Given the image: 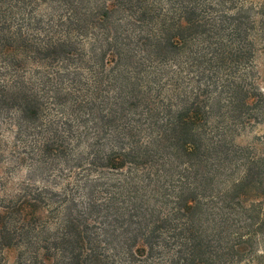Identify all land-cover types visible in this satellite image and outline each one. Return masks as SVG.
Wrapping results in <instances>:
<instances>
[{
    "label": "trees",
    "instance_id": "16d2710c",
    "mask_svg": "<svg viewBox=\"0 0 264 264\" xmlns=\"http://www.w3.org/2000/svg\"><path fill=\"white\" fill-rule=\"evenodd\" d=\"M48 1L0 0V9L10 11L15 6L32 3L47 5ZM76 1L51 0L53 11L64 9L67 13L57 14L53 23L57 30L67 24L65 32L45 42L30 41L28 49L22 45L21 54H30L23 61L41 63L42 72L38 74L43 76L44 86L50 87L38 94L22 83L8 96L2 94L3 99L7 98L4 102L8 104L6 108L18 116V132L25 138L24 147L32 153L38 165L44 164L48 157L52 161L58 160L72 152L68 151L72 142L70 136L74 129L81 127L82 120L85 124L83 132L92 134L94 139L89 145L90 151H87L89 157L94 160L102 158L98 148L112 144L110 134L117 126L114 127L113 114L97 116L99 99H95V95L106 92L105 89L115 90L114 99L119 100L115 103L118 102L120 114H123L125 104L129 106L125 102L128 95H122L123 84L117 82L116 74H123L126 69V77L142 74L145 56L159 67L175 69V58L199 42L206 48L212 47L208 59L219 63L218 68L228 63L233 71L250 58L247 54L251 52L252 39L248 31L264 38V17L251 21L250 25L247 21L250 22V17L240 15L241 10L234 14L228 13L229 9L221 11L222 4L228 0H99L89 11L88 23L91 25L81 18L83 9ZM154 6L158 12L152 10ZM211 11L217 12L218 17L207 16ZM134 13L138 16L132 17ZM8 15L13 17L11 11ZM9 17L4 18L6 23ZM93 25L99 29L95 36L88 32ZM16 32L18 41L26 43L22 32ZM1 38H5L4 35L0 37L1 45L11 50V45L7 46L6 40ZM138 50L146 55H140ZM201 59L202 63L205 62L204 58ZM179 69L182 71L181 67ZM234 72L231 77L223 79L213 77L216 78L213 89L195 75L191 79L196 84L195 93L192 98L184 100L181 111H172L169 103L154 115L153 125L160 126L154 139H159V144L167 143L164 147L166 154L178 150L175 154L179 153V157H192L193 161L184 162L188 173L195 165L203 170V164L205 168L208 161L213 165L233 155L239 159L237 151L232 152L224 141L209 142L204 135V123L212 108H229L230 117L234 119L244 114L243 109H264V94L248 92L243 75L236 77ZM84 75L92 79L90 84L84 80ZM165 75L166 86L170 81L176 89L183 90L178 77L168 79ZM154 78L159 81L156 75ZM3 91L4 87L0 88V92ZM143 92L150 99L154 96L149 86L143 87ZM224 93L229 94V105L226 106L220 103ZM257 97L261 98L260 101ZM45 109H53L58 115L49 118L47 124L39 120ZM146 112L152 113L150 109ZM163 118L165 120L160 121ZM75 138L81 143L80 135ZM102 139L106 140L104 144L100 142ZM210 150L213 159L204 156ZM165 155H160V160L154 164L158 165ZM145 156L148 154L143 155L131 147L113 145L103 156V167L122 171L128 164H136L138 158ZM263 161L258 153L242 160V174L226 192L221 210L225 206H239L245 213L250 204L255 205L264 198ZM214 177L206 181L210 189ZM142 184L141 191H134L133 198L120 203L115 199L116 206L112 207L114 197L110 196L102 202L89 198L83 208L79 206V199L68 193L60 200L56 189L47 185H35L34 189L27 187L17 203L0 210V248L20 246L39 264H264V253L258 255L255 248L249 250L257 245V233L264 238V217L261 218L258 212L250 223L257 233L233 234L231 228L236 220L226 215L208 217L203 209L205 205L197 195L181 197L178 204L170 201L173 209L164 213L160 204H152L151 199L144 197L145 186ZM155 192L159 194V191ZM246 204L248 208L244 207Z\"/></svg>",
    "mask_w": 264,
    "mask_h": 264
},
{
    "label": "rangeland",
    "instance_id": "374dc122",
    "mask_svg": "<svg viewBox=\"0 0 264 264\" xmlns=\"http://www.w3.org/2000/svg\"><path fill=\"white\" fill-rule=\"evenodd\" d=\"M96 1L99 0L76 1L78 6L83 9V17L81 18L86 21V24H90L88 23L91 17L89 11L95 6ZM51 3V0H49L47 5L32 3L27 6H15L10 10L13 17H9L10 11L0 9V37L4 35L5 38L1 39L6 40L7 46L11 45V50H6L0 43V88L4 87L3 93L0 92V210L17 203L20 194L27 187L34 189L35 185H47L55 188L61 196L59 197L60 200L66 197L65 193L73 195V197L79 199L80 208H83L86 207L89 198H96L98 199L97 201L102 202L110 196L114 197L112 207L116 206L115 199L119 200L120 203L126 198H133L134 191H141V184L143 183L142 185L145 186L143 188L144 197L151 199L152 204L155 202L160 204L162 206L161 209L165 211L164 213L173 209V202L170 203V201H177L176 203L178 204L182 200L180 199L181 197L186 198L197 195L205 205L203 209H205L208 217L211 218V215H216L215 218H218L221 215H226L228 217L232 216L236 220L231 228L232 232H234L233 234L245 235L256 232L255 228L250 226V223L253 221L252 218L255 220L256 212L261 215V218L264 217V198H260L257 203L255 202V205L250 204L249 209L245 213L239 206H225L223 210L220 207L233 181L239 179L242 174V160L254 153H258L264 160V109L251 108L245 111L246 108L243 109L244 114L239 119H234L230 117L231 111L229 108H212L207 121L204 123V135L209 142L210 140L224 141L227 145L226 147L230 148L232 152L237 151L239 159L233 158V155L213 165L208 161L209 163H206L205 168L203 164V170L195 165L191 173L185 170L184 162L193 161L192 157L183 156L181 158L179 153L178 155L175 154L178 150L166 154L168 152L164 151V147L167 146V143L159 144L160 140L156 141L154 139L160 126L153 125V119L156 112L169 103L172 104V111L178 112L182 110L184 100L192 98L195 93L196 84L191 80L195 75L213 89L212 83L217 77L222 79L226 76L231 77L232 72L236 71L234 72L236 77L243 75L242 78L244 77V84L248 92L255 94L260 91L264 94V38L259 33H253L254 31L252 30L248 31L249 37L252 39L251 52L247 54V56L250 54V58L243 66L238 67L237 70L234 68L233 71L232 65L228 63L223 68H218L217 65L219 63L208 59L211 55L212 47L206 48L199 42L189 47L185 54L175 58V69H178V72H175L174 68L161 67L163 65L159 67L152 63L149 57L145 56L142 74L139 73L138 76L132 74L126 77L125 72L128 71L127 69L123 74H116L117 82L123 84L122 95H128V100L125 102H128L130 106L125 104L126 110L123 114H120L121 108L118 102L115 103L119 101L114 99L115 90L108 91L105 89L108 94L104 95L103 93L106 92H103L95 95V99H99V108L95 112L97 116L113 114L115 119L114 127L117 126L110 134L112 144H106L98 148L101 151L99 156H102V158L94 160L89 157L90 155L87 151H90L89 145L94 139L92 134L83 132L82 127L85 124L84 120H82L80 122L81 127L74 129L70 136L72 142L68 147V151L72 150V152L67 153L64 158H58L59 161L57 159L52 161L48 157L44 164L38 165L33 159L32 153L24 147L26 146L24 144L25 138L18 132V116L6 108L8 104L4 102H7V98L3 99L2 94L8 96L10 91L17 90L22 83L26 85L25 87L38 94L44 88L50 87L49 85L44 86L43 76L38 74V72H42L39 66L41 63L29 60L23 61L30 54L28 53L25 56L21 54V51L22 45L27 49L28 46H31L30 41L35 43L45 42L52 36L58 37L59 33L62 34L68 29L67 24L60 30H57L53 25L57 14L67 13H65L64 9L53 11ZM263 7L264 0H228L222 4L221 11L229 9L228 13L234 14L241 10L240 15L245 18L250 17V22L249 20L247 21L251 25V21L256 22L260 17H264ZM152 10L158 12L155 6ZM134 14L132 17L138 16L137 13ZM218 15L214 11L207 14L210 18H217ZM7 16L9 18L6 23L4 18ZM93 27L88 29V32H93L95 36L99 29L97 28L98 26L93 25ZM243 27L245 28V26ZM16 31L22 32V35L27 39L26 43L22 44V42L18 41L15 36ZM94 36L90 37L94 38ZM102 43V47L105 49L106 45L103 41ZM137 52H140V55H146V53L139 50ZM201 58H204L205 62L202 63L203 59ZM179 67L182 68L180 72ZM128 68L130 70L131 65ZM50 71L51 68H49ZM165 73L168 75V79L171 76L178 77V84H180V89L183 90L176 89L175 85L170 81L166 86ZM154 75L159 78L158 82ZM85 79L88 84L92 81L88 75H84ZM125 82L128 83L125 84ZM137 84L140 86H137ZM124 85L126 86L124 87ZM133 86H135L134 89ZM147 86L152 89L151 94L153 93L154 95L152 99L143 92V87ZM185 87L187 88L184 89ZM116 88L118 89L119 87ZM228 96V93L222 94L220 102L222 106L229 105ZM257 99L260 101L261 98L257 97ZM121 103L123 104L124 101ZM146 109H150L152 113L147 114ZM68 111L72 115V111ZM53 116H58L55 110L45 109L40 113L39 120L46 123L49 118H54ZM164 120L165 118L160 119V121ZM102 122L107 124V122ZM88 125L90 126L89 123ZM64 129L66 130L67 128L65 127ZM22 132L26 134L24 130ZM78 135H80L81 143H77L78 140L75 138ZM84 136L89 138L86 139ZM100 142L104 144L106 140L102 139ZM111 145H114V147H131L132 150L135 149L136 152H142L143 155L148 154V157L138 158L140 159L138 163L128 164L122 171H112L103 167L105 165L103 156L110 150ZM160 155L165 156L158 165L154 164L160 160ZM204 156L214 158L211 150L205 152ZM230 160L231 162H229ZM89 162L93 166L91 164L87 165ZM101 164L103 165L100 166ZM196 172L197 176L195 175ZM213 175H215L214 182L211 186L212 189H210L206 185V181ZM155 191H159V194ZM244 207L248 208V205L246 204ZM93 215L96 214L94 213ZM255 236L257 237V245L249 250L252 251L255 248L254 252L259 255V253H264V238L261 233H257ZM0 264L39 263H35L25 253V250L19 246L10 249L0 248Z\"/></svg>",
    "mask_w": 264,
    "mask_h": 264
}]
</instances>
